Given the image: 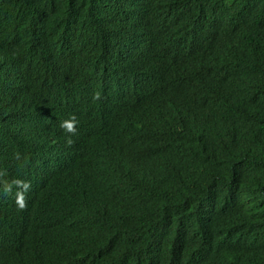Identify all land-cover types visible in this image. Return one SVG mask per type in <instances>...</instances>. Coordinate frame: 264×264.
I'll return each instance as SVG.
<instances>
[{"label":"trees","instance_id":"1","mask_svg":"<svg viewBox=\"0 0 264 264\" xmlns=\"http://www.w3.org/2000/svg\"><path fill=\"white\" fill-rule=\"evenodd\" d=\"M78 2L64 0L48 8L44 16H39L40 21L44 19V30L32 32L16 29L9 18L11 13L6 10L13 8L15 0H0V38L5 40L0 50V65H17L23 74L21 84L12 82L7 89L0 84V111L6 99L26 82L43 80L41 70L28 69V66L35 65V57L44 47L74 37L71 28L88 30L90 36L96 37L95 31L100 26L81 13ZM96 2L104 4L107 0ZM182 2L175 0L172 6H180ZM140 3L141 11L129 6L126 16L120 13L123 8L118 6L117 20L122 31L132 26L139 28L148 16L167 7L166 0H160V9L154 0H140ZM98 11L102 19L101 6ZM113 23V16H109L105 35H112ZM165 47L164 63L170 62L172 69L169 87L160 89L159 94L179 88L190 89L192 81L183 75H195L204 80L198 73L201 60L193 56L192 48L185 50L184 60L179 65L178 55ZM84 69L79 68L75 74L70 69H60L56 76L64 77L43 80L33 91L39 113L48 108L54 110V117L60 120L73 115L78 121V131L72 136L71 144L53 143L47 151L41 150L36 162L26 167L21 166L23 161L14 165L12 177L15 172V177L33 179L36 166L45 164L47 170L35 178L29 199L47 197L32 205L29 212H22L12 207L9 195H0V227L4 229L0 238V264H209L193 247L175 255L169 254L171 250L164 247L156 257L148 258L138 256L140 254L133 249L141 247L140 242H128L132 236L145 240L154 235L163 240L172 239L174 228L200 225L199 222L206 219L218 224L225 233L234 232L232 237L240 241L224 239L216 231L219 248H238L221 250L223 260L239 258L248 249L250 264H264V151L237 146L216 147L212 155L199 156L205 166L199 189L176 186L171 194L155 193L151 198H140L138 213L141 218L128 221L134 198L130 194L128 176L133 165L114 153L131 149L134 159L140 160L145 150L162 144L159 123L167 105L160 95H156L159 104L153 105L147 100L146 92H136L142 89H129L126 93L132 92L130 98L122 100L129 109L124 108L122 113L115 108L118 97H95L97 104L93 106L91 92L76 78V75L86 74ZM165 71L160 67L161 75L152 77L149 83L155 86ZM260 73L264 79V71ZM195 98L197 96L189 99ZM96 109L104 114L106 122ZM234 119L239 121L238 116ZM35 147L36 141H31L21 158L27 160ZM217 185L230 188L209 195L210 188ZM231 194L245 196L246 204L240 198L230 197ZM169 203L175 204L167 211ZM176 208L183 210L176 215L173 213ZM7 223H22L23 227H8Z\"/></svg>","mask_w":264,"mask_h":264},{"label":"clouds","instance_id":"2","mask_svg":"<svg viewBox=\"0 0 264 264\" xmlns=\"http://www.w3.org/2000/svg\"><path fill=\"white\" fill-rule=\"evenodd\" d=\"M61 1V2H60ZM64 0H15L13 8L6 11L11 13L9 18L12 20L16 29L23 31H43L44 19L39 20L38 10L46 11V8H53L63 3ZM130 0H107L106 3L101 4L96 0H79V9L81 13L88 19L95 21L100 27L95 31L94 36H90L88 30H75L74 37L70 39H81L80 45H72L68 47V39L64 38L56 41V43L44 47L36 58L35 65L28 66L34 69L41 70L43 80L59 79L64 75L56 76L60 69L64 68V64L68 63L67 57L75 53L78 59L74 66L69 69L75 74L79 71V67L85 56L93 57L97 52L105 54L113 46L111 41L112 35H105V26L108 23L109 16H113V27L116 32L113 37H119L115 43L121 50L122 44L125 42L121 39L122 34L120 30V23L117 20V14L120 12L126 16L127 7L130 6ZM183 0L182 5L175 7L182 10L187 4ZM195 2V0H192ZM239 1L243 0H199L201 5L200 23L197 29H205L213 27L215 31L202 32L196 31L193 37L196 39H208L215 44L210 46L207 50L198 43L187 41L186 51L194 50L193 56H199L201 63L198 66V73L205 81L214 79L217 73H224L229 64H238L243 67V72H249L255 76V82L252 85L264 92V79L261 77V71H264V0L261 4L256 6V14L254 15L248 5L256 0H247L244 5L238 6ZM225 2V3H224ZM231 4L236 5V11H246L244 14L235 15L234 12L221 13L220 10L229 9ZM39 6V9H36ZM80 6L82 8H80ZM102 7L103 15L100 19L99 7ZM121 6L122 10H117ZM34 11L33 14H30ZM212 13V14H211ZM131 14V12H129ZM132 15V14H131ZM166 10L154 13L148 16L140 23L139 30L142 35L148 34L150 42H153L156 50L157 63H164L163 50L166 47L161 46L160 40L155 36L153 30L158 31L160 27L149 22L154 20L163 22L165 20ZM25 16L27 22L19 21ZM207 16L219 17L220 20H210L211 23L205 24ZM131 17H135L133 14ZM37 18L33 23L32 20ZM181 18L178 19V21ZM224 19H231L229 24H225ZM183 24V23H182ZM184 25H188L184 23ZM239 28V34L228 39L226 37H216L218 32L224 29ZM109 29V28H108ZM108 31V30H106ZM119 34H116L119 32ZM200 34H214L212 37L202 36ZM230 37V36H229ZM64 41L62 45L61 42ZM5 40L0 38V50L2 49ZM204 44V43H203ZM174 45V44H173ZM127 49V48H125ZM126 51V50H123ZM125 53V52H123ZM218 61L216 64H209L207 61L208 55ZM128 58V57H127ZM122 57L113 55L106 58L108 61H115L109 66L98 67L83 76L76 75L78 82L87 88L95 97H118L113 96L110 91L111 83L113 84L114 77L111 75L112 70L120 63ZM152 71H155L153 69ZM7 74V75H6ZM56 76V77H55ZM23 74L17 65H0V84L5 88H9L10 84H21ZM42 79H35L26 82L19 90L13 92L12 96L7 100L6 105L2 106L0 111V147L4 148L8 158V168L6 170L5 179H0V195H9L15 202L18 210L23 211L26 206V201L29 199L31 187L35 183V178H38L40 173H45L47 167L45 164L36 166L37 170L33 173V179L13 177L11 172L16 163L23 161L22 167H26L30 162H36L41 154V150L47 151L53 143L67 142L71 144L72 136L78 131V121L75 116L70 115L64 120L56 119L54 117V110L45 108L44 112L39 113L33 99V91L43 81ZM217 82H224L228 80L227 77L214 79ZM132 82V80H131ZM239 84H245L243 81H237ZM123 84L122 81L114 82L113 87ZM129 91V89H128ZM221 91L224 93L226 100L230 105L239 102L238 91L234 86H223ZM122 94V92H121ZM120 96V95H119ZM214 104L202 105V108L212 107ZM244 116L250 115L249 112H243ZM237 113L225 107L221 111V120L206 118L201 124L188 123V130L186 134L180 138L177 131L174 130L172 123L169 121L170 114L168 110L164 114L159 123V133L161 141L164 144H171L173 146L170 154L163 161L154 163L153 165L138 164L130 168V175L128 176V186L130 194L134 197L128 221L137 220L141 218L138 213L140 198H151L153 194H171L173 188L181 186L187 190H196L202 186V177L205 171L203 161L199 156H210L216 147H244L251 151H264V94L261 95V100L257 104V112L254 114L256 122H240L234 119ZM247 125L249 127H247ZM31 141H36V147L32 149V155L27 160L22 159L28 145ZM185 146L184 151L180 147ZM2 175V174H0ZM228 186H214L210 188L209 195L217 194L219 191H227ZM232 198H240L245 202V196L240 197L237 194H231ZM234 203V202H233ZM175 203L166 204L165 210L170 211ZM183 208L174 209V214H179ZM165 211V213H167ZM189 216V215H188ZM200 225H192L183 228L177 227L173 229L172 239L163 240L154 235L150 240L137 239L134 236L128 241H133L135 244L139 243L141 247H133L141 257H156L161 253L160 249L168 247L171 252L185 253L189 247L198 249L199 257L209 264H250V256L243 250V255L239 258H232L223 260L220 251L223 249L238 250V248H219V239L217 232L224 239H235L232 237L234 232L225 233L220 229L218 224H215L211 219H206L199 222ZM217 231V232H216ZM243 233H241L242 235ZM240 242L239 239H235ZM242 243V242H241ZM241 250V249H240ZM2 256L0 253V263Z\"/></svg>","mask_w":264,"mask_h":264},{"label":"water","instance_id":"3","mask_svg":"<svg viewBox=\"0 0 264 264\" xmlns=\"http://www.w3.org/2000/svg\"><path fill=\"white\" fill-rule=\"evenodd\" d=\"M166 1L167 7L165 20L161 23L154 20H149V22L160 27L158 31L153 30V33H155V36L160 40L161 46L169 47L173 50L174 54L178 55L177 62L179 63V65H181L185 57L187 41L199 44L202 43V45L206 49L215 44V41L211 42L208 39H196L195 37H193L192 35L195 30L202 32H212L215 31V29L213 27L197 29L201 21V5L199 0H195V2L192 0L185 1L187 5L182 10H178L174 6H172V3L175 0ZM245 2H247V0L239 1L237 5H244ZM261 2L262 0H256L255 2L248 4L251 6L250 11L254 15L256 14L255 7L260 5ZM154 3L156 4L157 9H160V0H154ZM128 4H130L131 9L134 8L137 11H141L143 9L140 0H130ZM80 8L82 7L80 6ZM236 8V5L231 4L229 9L220 10L219 12L232 13ZM36 9H39V6ZM47 9L48 7L46 8L45 12H42L41 9H39L38 17L40 15L44 16V14L47 12ZM33 12L34 11H31L30 14H33ZM244 13H246V11L234 12L235 15ZM179 18L181 19L178 21ZM219 18L220 16H207L206 19L202 20H206L205 24H209L211 23L210 20H220ZM36 19L37 18H34L32 22L34 23ZM19 21L27 22L28 20L25 16H22ZM231 21V19H224L225 24H229ZM184 23L188 25H184ZM111 31V41L113 42V46L109 49V51H107L105 54L97 52L93 57L85 56L79 68H87L84 69V71L86 73H89L90 71H94L98 67V65L106 67L114 63L115 61L106 60V58L108 59L113 55L125 58L123 59L122 63L118 64L111 72V75L115 78L113 84L114 82L117 83L118 81H122L123 83L121 85H118L117 87H113V84L111 83L110 86L111 94H113V96L118 95V102L117 104H115V108L119 112L122 113L124 111V108L129 109V106H124L122 102L123 99L130 98L129 95L132 94V92H129L130 94H128L126 93V91L128 89H142L141 91L136 92H146L147 100H151L153 105L159 104V99L156 95H160L162 97V100L166 103L167 110L170 114L169 121L172 123L174 130L178 132L180 138H182L186 134L188 130V123L194 125L201 124L208 117L221 120V111L225 107L234 110L237 113L238 120L240 122L248 123L257 121L254 114H256L257 112V104L261 100V95H263L264 92L250 85L255 82V76L251 75L249 72H243V67L241 65L229 64L224 73H217L214 79L227 77L228 80L224 82H217L214 79L205 81L198 79L195 75H183L185 79L192 81L190 89L179 88L178 90L168 93L161 91L162 94H159L158 91L160 89L169 87L168 77L170 75L169 72L172 69V64L170 62L164 63L163 65H161V63H157V54L156 50L154 49V43L150 42L148 34L142 35L141 31L138 29V26L129 27L126 32L120 30L122 34L121 39L124 38L125 40V42L120 47L121 50L115 43V40L120 36L113 37L116 29H112ZM120 31L116 34H119ZM70 33H74V30L72 28L70 29ZM239 33V28L234 27V29H224L222 30V32H218L216 37L220 38L227 36L226 38L230 39L233 36L238 35ZM70 39L71 38L68 39V42L70 41ZM81 42V39L75 38L74 40H71L69 42L68 47L71 46L70 43H72V45H80ZM61 44L63 45L64 41H62ZM78 58L79 57L77 54H70L67 57V60L69 62L64 64V68L69 69L71 66H74ZM173 58L175 57L173 56ZM207 61L209 64L213 65L218 63V61L213 59L210 54L208 55ZM160 67L165 68L166 71L156 82L157 84L155 86H152L149 81L150 79H152V77L158 78L161 75V73L159 72ZM153 69H155V72H152ZM237 81H243L245 84H239L237 83ZM229 85L234 86V88L238 91L239 97L241 99L239 102L232 105L229 104V102L225 98L224 93L221 91V88L223 86ZM121 92L126 94H121ZM119 95H121L120 98ZM90 96V101L92 102L93 106H95L97 104L96 98L92 93H90ZM194 96H197V98L189 99L193 98ZM141 102L145 104L146 100H141ZM203 104H214V106L202 108L201 106ZM96 110L101 113L104 121L106 122L104 114L100 110ZM243 112H249L250 115L244 116L242 114ZM247 127L249 126L247 125ZM92 132H95V130L92 129ZM172 148L173 146L171 144L162 143L154 149L145 150L146 154L142 155L140 160L134 159L135 157L134 155H132L131 149H122L120 152H115L114 154L117 157L121 158L123 161L127 162V164L153 165L154 163H158L167 158ZM185 149V146L180 147L181 151H184ZM7 168V154L5 153L4 148L0 147V174H2L0 175V179H5L4 177ZM46 197V195H43L37 198L28 199L26 201V206L22 212H29L33 207L32 205L39 204L40 202L44 201ZM12 207L15 210L19 209L14 201H12ZM5 225H7L8 227H23L22 223H7ZM3 230L4 229L1 226L0 238L3 235Z\"/></svg>","mask_w":264,"mask_h":264},{"label":"bare ground","instance_id":"4","mask_svg":"<svg viewBox=\"0 0 264 264\" xmlns=\"http://www.w3.org/2000/svg\"><path fill=\"white\" fill-rule=\"evenodd\" d=\"M200 35H204V36H207V37H212V36H214V34H200Z\"/></svg>","mask_w":264,"mask_h":264}]
</instances>
